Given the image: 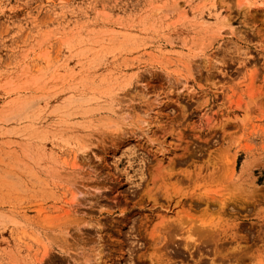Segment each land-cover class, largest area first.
Returning a JSON list of instances; mask_svg holds the SVG:
<instances>
[{
  "label": "rangeland",
  "instance_id": "rangeland-1",
  "mask_svg": "<svg viewBox=\"0 0 264 264\" xmlns=\"http://www.w3.org/2000/svg\"><path fill=\"white\" fill-rule=\"evenodd\" d=\"M242 4L0 0V264H264V0Z\"/></svg>",
  "mask_w": 264,
  "mask_h": 264
},
{
  "label": "bare ground",
  "instance_id": "bare-ground-1",
  "mask_svg": "<svg viewBox=\"0 0 264 264\" xmlns=\"http://www.w3.org/2000/svg\"><path fill=\"white\" fill-rule=\"evenodd\" d=\"M248 0H243V4L242 5H245L246 4V2H247ZM242 7V6H241ZM161 85V84H160ZM263 99V98H262ZM255 101V100H254ZM257 101V100H256ZM259 101H261V99H259ZM263 101V100H262ZM261 103V102H260ZM262 104V103H261ZM19 109V108H18ZM18 111V110H17ZM141 121V120H140ZM143 121V120H142ZM143 123V122H142ZM224 130V129H223ZM169 162V161H168ZM207 162V161H206ZM203 163V162H202ZM207 164V163H206ZM182 165H185V164H181V166ZM180 166V167H181ZM208 166V165H207ZM155 168V167H154ZM157 169V171H158V173H157V175H160L162 172L164 173V170L166 171V173H169L172 169H175L174 168V166L171 164V163H169L168 164V166L166 167V168H162L160 165H159V167L158 168H156ZM184 169H185V167H184ZM197 169V168H196ZM211 169V168H210ZM155 170V169H154ZM190 170V169H189ZM200 170V169H199ZM198 169H197V171L198 172H200ZM165 175V174H164ZM168 175V174H167ZM169 177H171L170 175H168ZM164 178V177H163ZM163 178H161V179H163ZM167 178V177H166ZM165 179V178H164ZM161 181V180H160ZM164 181V180H163ZM163 181H161V182H163ZM167 181V180H166ZM206 195V194H205ZM201 196V195H200ZM202 197V196H201ZM203 197H205L206 198V196H203ZM205 198L203 199V200H199V198L197 199V201L193 204V203H191V205H192V207L194 208V209H196V210H199V211H202V212H204V211H206V210H208L211 206H213L212 208L213 209H216V206L218 207L217 208V210H218V212H220V213H225V210H224V202H221V203H216V202H213V201H211V200H209V199H207V200H205ZM190 205V204H189ZM190 205V206H191ZM207 212V211H206ZM226 214V213H225ZM228 215V214H227ZM225 216V215H224ZM217 223V222H216ZM216 223H214L213 222V220H211V219H209L208 221L206 220V221H204V219H203V221L201 220L200 221V224L202 225V227H207V228H205V230L206 229H208L209 228V230L211 229V228H216ZM217 225H218V223H217ZM208 230V231H209ZM212 230V229H211ZM201 232V231H200ZM211 233V232H210ZM212 234V233H211ZM200 236V235H199ZM90 255H91V253H90ZM97 256H98V254L97 253H95V254H93L92 256H90V259H92V260H95V259H97ZM88 257V256H87ZM87 257H85V259L87 258ZM89 259V258H88ZM87 261V260H86ZM96 262V261H95ZM88 263H90V262H88ZM87 263V264H88ZM97 263V262H96ZM152 264V263H151Z\"/></svg>",
  "mask_w": 264,
  "mask_h": 264
}]
</instances>
